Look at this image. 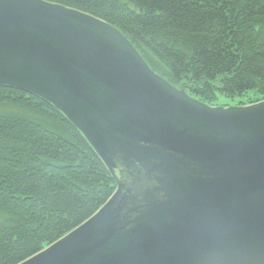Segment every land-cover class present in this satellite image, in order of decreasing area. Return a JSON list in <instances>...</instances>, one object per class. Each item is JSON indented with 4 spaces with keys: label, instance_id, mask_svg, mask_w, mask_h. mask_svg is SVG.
I'll return each instance as SVG.
<instances>
[{
    "label": "water",
    "instance_id": "obj_1",
    "mask_svg": "<svg viewBox=\"0 0 264 264\" xmlns=\"http://www.w3.org/2000/svg\"><path fill=\"white\" fill-rule=\"evenodd\" d=\"M0 87L58 110L116 185L19 264H264V100L206 105L110 24L43 0H0Z\"/></svg>",
    "mask_w": 264,
    "mask_h": 264
},
{
    "label": "trees",
    "instance_id": "obj_2",
    "mask_svg": "<svg viewBox=\"0 0 264 264\" xmlns=\"http://www.w3.org/2000/svg\"><path fill=\"white\" fill-rule=\"evenodd\" d=\"M43 1L110 24L155 74L206 105L264 100V0ZM115 188L58 110L0 87V264H19L61 239Z\"/></svg>",
    "mask_w": 264,
    "mask_h": 264
},
{
    "label": "rangeland",
    "instance_id": "obj_3",
    "mask_svg": "<svg viewBox=\"0 0 264 264\" xmlns=\"http://www.w3.org/2000/svg\"><path fill=\"white\" fill-rule=\"evenodd\" d=\"M239 100H227V99H220L219 104L220 106H236L235 104L238 103Z\"/></svg>",
    "mask_w": 264,
    "mask_h": 264
}]
</instances>
